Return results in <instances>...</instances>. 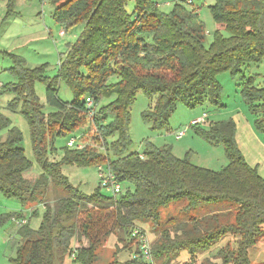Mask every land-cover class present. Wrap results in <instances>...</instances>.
Wrapping results in <instances>:
<instances>
[{"label":"trees","instance_id":"16d2710c","mask_svg":"<svg viewBox=\"0 0 264 264\" xmlns=\"http://www.w3.org/2000/svg\"><path fill=\"white\" fill-rule=\"evenodd\" d=\"M14 1L8 0L9 13ZM130 1L134 9L129 13ZM166 1L47 2L57 23L66 29L84 28L67 46L55 78L42 68H21L15 70V83L0 87V97L13 96L0 111V196L30 208L45 202L51 186L56 189V200L45 206L36 230L29 222L20 224L26 220L22 213L0 214V227L11 220L19 226L21 243L13 264H66L68 259L72 264H98L112 234L130 237L143 224L153 235L151 264H173L182 253L190 256L184 264H197L206 254L220 264H251L249 251L264 236V178L239 150L233 120L211 123L199 132L209 145L224 147L228 165L217 172L193 165L190 152L180 159L170 146L157 147L149 140L142 143V152L127 151L132 146L131 108L139 92L154 101L143 120L162 130L179 104L195 109L208 102L223 108L218 76L224 73L242 78L241 98L264 140V88L243 74L264 60V0H215L209 10L218 30L209 45L198 15L205 0H193L192 7H165ZM36 82L47 87L46 104L36 94ZM60 84L73 93L70 102L59 98ZM16 116L29 126L41 172L26 157ZM82 128L72 139L83 147L70 148L68 140L57 159L56 141ZM63 166L107 167L123 191L107 195L99 186L86 195L69 183ZM169 206L180 208L181 217L162 218L161 210ZM228 236L234 244L215 252ZM118 241L123 247H115L107 264H147L133 259L135 240ZM123 254L130 257L122 260ZM200 264L218 263L206 257Z\"/></svg>","mask_w":264,"mask_h":264},{"label":"rangeland","instance_id":"374dc122","mask_svg":"<svg viewBox=\"0 0 264 264\" xmlns=\"http://www.w3.org/2000/svg\"><path fill=\"white\" fill-rule=\"evenodd\" d=\"M214 2L215 0H205L198 11L199 19L205 24L208 45L213 40L214 32L218 30V26L209 10V6ZM14 4L13 12L9 13L8 0H0V84L15 83L18 79L15 70L18 72L21 68L30 70L42 68L47 77L50 79L55 78L58 74L60 61L67 51V46L76 42L84 27L77 25L66 29L54 20L53 7L49 3L41 2V0H15ZM133 9L134 3L130 1L127 5V11L130 13ZM243 74L246 79L252 78L256 86L264 88V60L258 65L246 67ZM218 81L223 88V108H216L208 102L195 109H188L179 104L170 118L169 126L162 130H153L151 125L143 120V112L148 110L154 101L148 100L142 92H139L131 108L130 137L132 146L127 151L128 154L142 152V143L149 140L157 147L170 146L174 155L180 159L185 158L187 153L190 152V161L193 165L217 172L228 165L224 147L209 145L199 135V132L207 131L211 123L229 120H233L236 124L237 145H244L245 150L250 149L251 146L254 147L258 140L264 145L262 135L254 128L255 116L250 112L240 95L242 78L240 76L234 78L229 73H224L218 76ZM35 90L40 102L46 104L47 87L45 83L36 82ZM11 96L9 93L2 95L0 106L10 100ZM59 98L64 102H70L73 93L67 86L60 84ZM107 102L105 100L101 102V105L107 104ZM46 110L52 111L48 107ZM203 115L208 116L207 125L192 124L193 121ZM16 124L19 127L17 121ZM84 130L85 128H82L75 134L62 137L56 141L55 146L59 151L57 159L61 158L62 148L66 147L67 141L74 137L78 138ZM181 132L185 133L184 136L177 139L176 135ZM23 136L25 137V153L27 149L29 155L32 152L28 131H24ZM115 139V136L112 137L109 139V143ZM111 158H114V156L111 155ZM255 158H257V155L253 153L252 159ZM32 159H34L33 156ZM53 160L57 161L56 159ZM35 168L37 172H41L38 166H35ZM61 171L73 187L78 188L80 192L86 195L93 194L99 187L98 170L95 166H63ZM101 191L104 194L113 195L106 190L102 189ZM0 199L2 200L0 214L24 212L27 216L26 219L29 221V227L36 230L41 223L45 206L52 207L56 200V189L51 186L45 202L31 206V209L29 207L22 208L15 200H7L1 196ZM173 208L172 206L163 208L161 210L162 218L170 215L181 217L180 208ZM35 212H37V215H35ZM138 227L142 230L145 229L144 231L147 232L150 242H153L149 225L143 224L138 225ZM17 231V226L12 220L0 227V264H13L11 259L16 256L17 245L21 243V237ZM127 234L118 232L109 237L100 252L98 264H107L112 260L115 247H123L122 243L118 241L119 238L128 241L130 237ZM234 242L232 236L226 237L216 247L215 252L226 244L233 245ZM123 255L122 260H127L130 257L129 254ZM206 257L220 264V261L213 260L210 254L201 256L197 264H200ZM249 257L251 264H264V236L249 251ZM189 259L190 256L187 253H182L179 261L173 264H184ZM66 264H72L71 259H68Z\"/></svg>","mask_w":264,"mask_h":264},{"label":"built area","instance_id":"2783aa9c","mask_svg":"<svg viewBox=\"0 0 264 264\" xmlns=\"http://www.w3.org/2000/svg\"><path fill=\"white\" fill-rule=\"evenodd\" d=\"M43 3L49 2V0H41ZM174 3H184L187 6H193V0H167L163 6L169 7ZM2 84H0L1 87ZM88 105L91 106L92 103L88 100ZM202 117V118H201ZM197 120L193 121L192 124H205L207 125V117L206 115L201 116ZM184 132L178 133L176 135L177 139H181L184 136ZM68 146L70 148H78L81 149L83 146L81 144H77L76 139H71L68 142ZM98 177H99V186L101 189L106 190L107 192L112 193L113 195H119L123 191V187L120 183L117 182L112 171L104 166H98ZM21 225H26L27 221H21ZM130 239L135 240L137 252L134 253V260H142L147 264H151L152 262V242H150L148 235L140 228H135L130 233ZM74 256V255H73Z\"/></svg>","mask_w":264,"mask_h":264},{"label":"crops","instance_id":"0c3cea01","mask_svg":"<svg viewBox=\"0 0 264 264\" xmlns=\"http://www.w3.org/2000/svg\"><path fill=\"white\" fill-rule=\"evenodd\" d=\"M12 99H13V96H11L10 100H8L3 106H0V111H1V109H3V111H4L6 109L8 102H10ZM198 118H200V117H198ZM16 121L18 122L19 128L22 130L21 131L22 133L24 131H28L29 142H30V130H29V126H28L27 122L24 119H22L21 116H16ZM246 126H247V124H246ZM247 127H249V126H247ZM251 138L253 139V137H251ZM238 147L239 148L241 147L240 151L244 155L246 161H248V164L252 167H257L259 174L264 178V145H263V143H261L258 140L257 143L254 145V147L251 146L250 149H248V150H245L244 145L242 146V145L238 144ZM30 148H31V143H30ZM31 152H32V148H31ZM252 152L255 153V155H257V158L252 159V155H253ZM32 156H33V153H29V155H28L27 149H26V157L28 158V160H30L31 162H33L35 164V159H32ZM249 161H252V162H249ZM35 166H36V164H35ZM1 202H2V200L0 201V203ZM21 213L23 214L24 218L26 219L27 216L25 215V213L24 212H21ZM16 226H17V230L19 231V226L17 223H16ZM18 231H17V233H18Z\"/></svg>","mask_w":264,"mask_h":264},{"label":"clouds","instance_id":"9594fccd","mask_svg":"<svg viewBox=\"0 0 264 264\" xmlns=\"http://www.w3.org/2000/svg\"><path fill=\"white\" fill-rule=\"evenodd\" d=\"M27 222H29L27 219H26Z\"/></svg>","mask_w":264,"mask_h":264}]
</instances>
